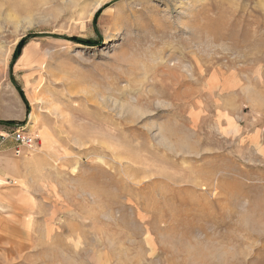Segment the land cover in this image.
Masks as SVG:
<instances>
[{
  "label": "rangeland",
  "instance_id": "1",
  "mask_svg": "<svg viewBox=\"0 0 264 264\" xmlns=\"http://www.w3.org/2000/svg\"><path fill=\"white\" fill-rule=\"evenodd\" d=\"M95 1L0 0V264H264V0Z\"/></svg>",
  "mask_w": 264,
  "mask_h": 264
},
{
  "label": "crops",
  "instance_id": "2",
  "mask_svg": "<svg viewBox=\"0 0 264 264\" xmlns=\"http://www.w3.org/2000/svg\"><path fill=\"white\" fill-rule=\"evenodd\" d=\"M22 117H24L23 111L16 109L14 106L0 110V120H14L15 118ZM2 129L5 130L4 126L0 125V131H3ZM12 146L13 140L10 137L5 142L0 144V184L6 181L3 177L9 171V169L14 172L17 171V160L19 159V156L13 154V156L16 158H10Z\"/></svg>",
  "mask_w": 264,
  "mask_h": 264
},
{
  "label": "built area",
  "instance_id": "3",
  "mask_svg": "<svg viewBox=\"0 0 264 264\" xmlns=\"http://www.w3.org/2000/svg\"><path fill=\"white\" fill-rule=\"evenodd\" d=\"M4 128L5 130L0 131V144L9 137L12 138L14 155L21 156L26 151L33 149L36 137L24 125H4Z\"/></svg>",
  "mask_w": 264,
  "mask_h": 264
},
{
  "label": "bare ground",
  "instance_id": "4",
  "mask_svg": "<svg viewBox=\"0 0 264 264\" xmlns=\"http://www.w3.org/2000/svg\"><path fill=\"white\" fill-rule=\"evenodd\" d=\"M102 2V0H96L95 1V6H99V4ZM24 58V55H22V57L20 58V60H18V63ZM32 93V92H31ZM34 96H32V99ZM28 122H29V126L31 127V130L34 131V129L39 125V118L36 112H34L33 110L29 113V117H28Z\"/></svg>",
  "mask_w": 264,
  "mask_h": 264
},
{
  "label": "trees",
  "instance_id": "5",
  "mask_svg": "<svg viewBox=\"0 0 264 264\" xmlns=\"http://www.w3.org/2000/svg\"><path fill=\"white\" fill-rule=\"evenodd\" d=\"M69 39L74 40V41H82V43H84V44H93L91 40H79L77 38H69ZM23 41H24V39H21L20 42L16 45V49H15L14 55H13L14 58L17 56V53H18L19 48L22 45Z\"/></svg>",
  "mask_w": 264,
  "mask_h": 264
}]
</instances>
